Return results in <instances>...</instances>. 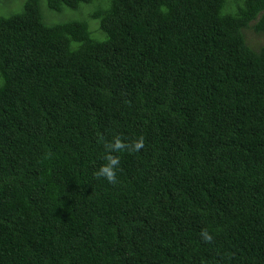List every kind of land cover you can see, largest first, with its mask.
<instances>
[{"label": "trees", "instance_id": "obj_1", "mask_svg": "<svg viewBox=\"0 0 264 264\" xmlns=\"http://www.w3.org/2000/svg\"><path fill=\"white\" fill-rule=\"evenodd\" d=\"M227 1L46 0L103 40L0 15V264H264V0Z\"/></svg>", "mask_w": 264, "mask_h": 264}, {"label": "rangeland", "instance_id": "obj_2", "mask_svg": "<svg viewBox=\"0 0 264 264\" xmlns=\"http://www.w3.org/2000/svg\"><path fill=\"white\" fill-rule=\"evenodd\" d=\"M227 3H228L227 6L229 8L235 9L237 8L238 4L241 3V1L228 0ZM23 4H24V0H0V15L1 14L10 15L14 12L20 11L23 8ZM40 4L45 21L47 20L48 22H53V21L62 22L65 20L84 19L88 22L93 37L99 40H103L106 38L105 32H103V30L100 28L99 21L93 19L91 16V12L95 8L92 2L82 3L78 9H71L68 7H64L61 12H52L50 8L47 6L46 0H41ZM256 21H254L252 25L245 30V37L247 42L251 46L255 48H260V47H264V34L257 32L253 28V25L255 24ZM94 24L98 25L100 34L96 33Z\"/></svg>", "mask_w": 264, "mask_h": 264}, {"label": "clouds", "instance_id": "obj_3", "mask_svg": "<svg viewBox=\"0 0 264 264\" xmlns=\"http://www.w3.org/2000/svg\"><path fill=\"white\" fill-rule=\"evenodd\" d=\"M102 143L104 149L102 159L105 162L100 165L93 175L98 179L103 178L108 183L115 185L118 182L117 170L120 166V156L118 154L121 152H139L144 148L145 141L143 136H140L128 142L120 134H116L111 141L103 140ZM50 156L51 153L46 154V158ZM200 237L206 243L214 241L213 235L206 228L201 230Z\"/></svg>", "mask_w": 264, "mask_h": 264}]
</instances>
